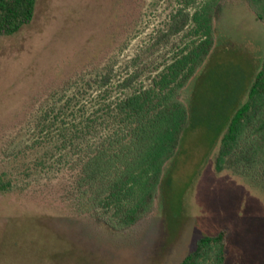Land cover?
I'll list each match as a JSON object with an SVG mask.
<instances>
[{"label":"rangeland","instance_id":"obj_1","mask_svg":"<svg viewBox=\"0 0 264 264\" xmlns=\"http://www.w3.org/2000/svg\"><path fill=\"white\" fill-rule=\"evenodd\" d=\"M205 1L37 0L29 24L0 35V173L17 184L0 193V264H53L52 256L64 252L74 264H177L200 236L220 230L229 244L226 264H264V193L214 167L221 132L244 99L264 51V28L239 12L219 20L213 52L185 87L193 116L165 168L152 210L121 230L106 224L114 220V209H98L104 231L137 237L119 247L109 244L102 255L99 247L66 253L71 244L56 231L61 225L53 217L60 212L57 189L47 182L58 175L56 158L69 155L78 142L63 149L68 132L49 122L40 133L33 113L53 89L56 100L78 99L67 118L102 104L104 89L85 82L95 77L89 73L92 66H103L109 56L111 97L148 86L197 40L193 22L160 42L157 30L178 9L192 13ZM134 22L136 28L126 36ZM118 42L122 47L108 49ZM132 74V86L120 89L119 82ZM40 157L43 164L35 160Z\"/></svg>","mask_w":264,"mask_h":264},{"label":"trees","instance_id":"obj_2","mask_svg":"<svg viewBox=\"0 0 264 264\" xmlns=\"http://www.w3.org/2000/svg\"><path fill=\"white\" fill-rule=\"evenodd\" d=\"M36 1L0 0V35H12L29 24ZM238 12L264 28V0H206L192 13L180 8L165 28L157 30L156 42L181 32L189 22H193L192 32L197 40L182 48L151 78L148 86L111 97L106 89L112 79L109 56L103 66H92L89 73L95 77L85 82L90 87L94 81L97 87L104 89L102 104L89 112L78 110L75 117L69 112L72 118H67V110L78 99L72 101V95L56 100L58 90L53 89L42 107L32 114L40 133L50 127L49 122L68 132L64 134L68 138L60 145L63 149L70 147L68 143L78 142L69 155L56 158L58 175L54 181L47 182L57 189L55 199L60 212L53 217L61 224L56 228L58 235L71 244L66 253L71 250L90 253L99 247L102 255L109 244L119 247L137 237L135 234L116 237L104 231L98 209H114V220L110 217L106 224L121 230L135 225L152 210L165 168L174 158L193 116V108L184 101L185 87L213 52L219 20ZM135 28L136 22L126 36ZM122 44H110L108 49L120 48ZM135 78L136 74L127 76L118 87L123 90L131 87ZM66 89L67 86H63V90ZM41 159L44 161V157L35 160L43 164ZM214 167L240 177L250 187L264 193V51L244 99L231 112L221 132ZM16 185L5 172L0 173V193ZM228 249L224 230L204 234L177 264H226ZM64 253L53 255L52 263L67 264L69 254Z\"/></svg>","mask_w":264,"mask_h":264}]
</instances>
